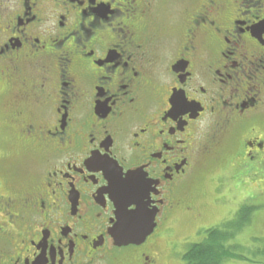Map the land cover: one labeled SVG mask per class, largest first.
<instances>
[{"label": "flooded vegetation", "instance_id": "obj_1", "mask_svg": "<svg viewBox=\"0 0 264 264\" xmlns=\"http://www.w3.org/2000/svg\"><path fill=\"white\" fill-rule=\"evenodd\" d=\"M0 119V264H185L158 242L208 167L264 179V0H0ZM139 206L152 233L118 244Z\"/></svg>", "mask_w": 264, "mask_h": 264}, {"label": "rangeland", "instance_id": "obj_2", "mask_svg": "<svg viewBox=\"0 0 264 264\" xmlns=\"http://www.w3.org/2000/svg\"><path fill=\"white\" fill-rule=\"evenodd\" d=\"M1 138L0 135V156L5 158H0V179H10L20 162L15 157L17 146L6 144ZM27 164L28 167L31 165L28 161ZM218 168V164L211 165L204 179H197L196 190L191 191L196 212L193 215L178 213L173 229L163 232L161 238L163 240L158 244L163 249L167 241L175 242L179 253L182 254L189 244L203 239V230L207 228L199 229L200 226L215 224L225 216L226 211H223L220 204L227 197H233L236 204L233 209L235 219L227 224L226 229L232 231L238 228V231L231 243L234 246L230 250L232 256L221 264H264V179L247 180L244 188L250 194L248 197H240L234 192L233 185L228 180L209 179L216 175ZM195 214L200 216L195 219ZM182 240H185V243L179 245ZM166 262L173 264L169 259Z\"/></svg>", "mask_w": 264, "mask_h": 264}, {"label": "trees", "instance_id": "obj_3", "mask_svg": "<svg viewBox=\"0 0 264 264\" xmlns=\"http://www.w3.org/2000/svg\"><path fill=\"white\" fill-rule=\"evenodd\" d=\"M238 228L232 231H222L219 228L205 230L203 240L189 244L183 253L185 264H221L232 256L230 250L234 246L227 245L233 239Z\"/></svg>", "mask_w": 264, "mask_h": 264}, {"label": "water", "instance_id": "obj_4", "mask_svg": "<svg viewBox=\"0 0 264 264\" xmlns=\"http://www.w3.org/2000/svg\"><path fill=\"white\" fill-rule=\"evenodd\" d=\"M154 227V216L139 206L129 216L126 225L120 223L115 227L114 239L118 244L140 243L152 233Z\"/></svg>", "mask_w": 264, "mask_h": 264}]
</instances>
